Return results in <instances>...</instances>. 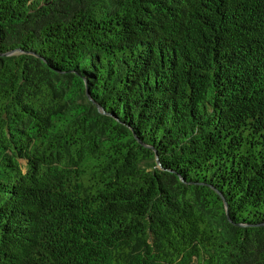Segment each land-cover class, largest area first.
Returning a JSON list of instances; mask_svg holds the SVG:
<instances>
[{
  "label": "trees",
  "instance_id": "16d2710c",
  "mask_svg": "<svg viewBox=\"0 0 264 264\" xmlns=\"http://www.w3.org/2000/svg\"><path fill=\"white\" fill-rule=\"evenodd\" d=\"M0 264H264V0H0Z\"/></svg>",
  "mask_w": 264,
  "mask_h": 264
}]
</instances>
